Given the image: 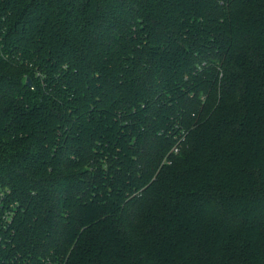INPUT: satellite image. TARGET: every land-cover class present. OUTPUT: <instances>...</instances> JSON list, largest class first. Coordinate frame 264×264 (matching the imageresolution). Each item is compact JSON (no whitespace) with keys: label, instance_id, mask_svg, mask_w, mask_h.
Segmentation results:
<instances>
[{"label":"trees","instance_id":"1","mask_svg":"<svg viewBox=\"0 0 264 264\" xmlns=\"http://www.w3.org/2000/svg\"><path fill=\"white\" fill-rule=\"evenodd\" d=\"M0 264H264V0H0Z\"/></svg>","mask_w":264,"mask_h":264},{"label":"water","instance_id":"2","mask_svg":"<svg viewBox=\"0 0 264 264\" xmlns=\"http://www.w3.org/2000/svg\"><path fill=\"white\" fill-rule=\"evenodd\" d=\"M25 84H26V86L28 87V88H31V82H30V79H26V81H25Z\"/></svg>","mask_w":264,"mask_h":264}]
</instances>
